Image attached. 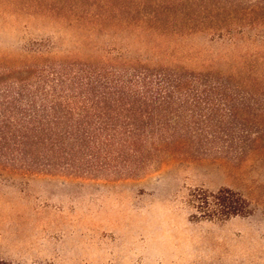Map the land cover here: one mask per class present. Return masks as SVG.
Masks as SVG:
<instances>
[{
  "label": "rangeland",
  "instance_id": "obj_1",
  "mask_svg": "<svg viewBox=\"0 0 264 264\" xmlns=\"http://www.w3.org/2000/svg\"><path fill=\"white\" fill-rule=\"evenodd\" d=\"M119 17L132 23L119 26ZM142 18L151 33L138 27ZM41 39L81 59L121 46L183 52L188 66L252 90L234 98L246 124L221 148L178 147L134 176L0 174V259L264 264V0H0V67ZM224 187L244 194L251 214L191 218L193 190Z\"/></svg>",
  "mask_w": 264,
  "mask_h": 264
},
{
  "label": "trees",
  "instance_id": "obj_2",
  "mask_svg": "<svg viewBox=\"0 0 264 264\" xmlns=\"http://www.w3.org/2000/svg\"><path fill=\"white\" fill-rule=\"evenodd\" d=\"M148 20L138 27L151 33ZM131 23L119 17L117 24ZM182 53L121 46L81 59L52 39L24 45L0 67V174L120 178L145 172L178 147L221 148L217 141L246 124L234 98L252 90L234 75L188 66ZM189 205L194 220L226 221L253 209L229 187L197 188Z\"/></svg>",
  "mask_w": 264,
  "mask_h": 264
}]
</instances>
